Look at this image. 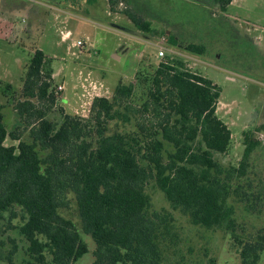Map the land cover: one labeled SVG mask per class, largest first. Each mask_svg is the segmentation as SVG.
Here are the masks:
<instances>
[{"label":"trees","instance_id":"16d2710c","mask_svg":"<svg viewBox=\"0 0 264 264\" xmlns=\"http://www.w3.org/2000/svg\"><path fill=\"white\" fill-rule=\"evenodd\" d=\"M108 1L116 12L118 0ZM232 1L211 0L221 12L214 23L230 22L226 12ZM120 12L138 29L156 32L150 19L126 5ZM248 45V64L256 65L259 55ZM185 50L204 54L207 46L191 42ZM168 56L151 73L139 70L135 82L121 81L111 97L96 96L87 117L60 109L57 122L48 117L56 103L51 59L34 49L15 105L19 124L14 129L0 104V213L20 208L25 221L18 229L31 258L26 264H77L89 251L81 230L96 243L91 264H161L174 215L149 212L150 183L193 224L230 230L240 244V264L259 263L264 233L239 237L228 200L232 180L246 175L262 142L255 130H244L241 161L225 168L215 157L229 151L232 139L217 115L221 88L185 68L182 57ZM11 86L0 82V90ZM7 137L18 144L5 145ZM233 192L238 195L239 189ZM72 200L81 230L62 213Z\"/></svg>","mask_w":264,"mask_h":264},{"label":"rangeland","instance_id":"374dc122","mask_svg":"<svg viewBox=\"0 0 264 264\" xmlns=\"http://www.w3.org/2000/svg\"><path fill=\"white\" fill-rule=\"evenodd\" d=\"M137 2L143 5L118 0L117 11L113 12L108 0H0V82L12 85L9 90H0L8 127L14 129L19 124L15 105L22 97V80L35 48L51 59V87L56 92V103L49 109L48 117L57 122L60 109L87 117L96 96L111 97L121 81L135 82L139 70L153 72L167 55L182 57L185 68L221 88L217 115L231 129L232 139L229 151L216 154V159L227 169L239 165L244 152V130H255L256 138L262 142L250 158L246 175L232 180V188H238L239 193L236 195L232 189L228 204L234 206L239 237L264 233V69L254 62L248 64L250 42L229 25L236 24L242 31L255 28L252 33L264 34L259 23L261 18L264 20V0H235L227 11L232 18L227 16L230 22L224 25L219 20L214 23L212 18L221 12L211 0ZM25 4H29L27 9L22 7ZM125 5L150 19L156 32L138 29L120 12ZM204 8L211 15L204 13ZM168 31L177 44L170 42ZM191 42L205 44L206 52L185 50ZM161 46L165 56H159ZM59 84L64 85L61 91ZM28 135L26 130L23 138ZM17 144L10 137L5 140L7 146ZM147 192L150 213L171 211L174 215L161 264H240V244L230 230L193 224L188 215L171 206L155 183L147 186ZM62 213L81 230L74 200ZM24 221L19 207L16 212L0 213V264H26L31 259L28 242L18 229ZM81 232L89 251L77 264H91L96 243ZM258 264H264V251Z\"/></svg>","mask_w":264,"mask_h":264},{"label":"crops","instance_id":"0c3cea01","mask_svg":"<svg viewBox=\"0 0 264 264\" xmlns=\"http://www.w3.org/2000/svg\"><path fill=\"white\" fill-rule=\"evenodd\" d=\"M234 2H235V0H233L230 5H233ZM226 16L232 18L227 12H226ZM259 23H260L261 31H264V20H262V18L260 19ZM235 26L238 29V34H240V36H241V34L244 35L245 38L255 46V48L257 50V55H259V61L258 60L256 61L257 62L256 66L259 67V65H260L262 67L261 69H264V34L252 33V31L256 30L255 28L254 29L247 28V29H243V31H242L241 27H239L236 24H235ZM169 32L170 31H168V33ZM232 78H234V77H232ZM65 100H67V99H65Z\"/></svg>","mask_w":264,"mask_h":264},{"label":"built area","instance_id":"2783aa9c","mask_svg":"<svg viewBox=\"0 0 264 264\" xmlns=\"http://www.w3.org/2000/svg\"><path fill=\"white\" fill-rule=\"evenodd\" d=\"M69 35V33H68ZM166 40V39H165ZM79 45H83V41L78 40L77 42ZM162 44H165V41H162ZM165 48L161 46V48L159 49V56H165ZM64 89V85L63 84H59L58 86V90L61 91Z\"/></svg>","mask_w":264,"mask_h":264}]
</instances>
